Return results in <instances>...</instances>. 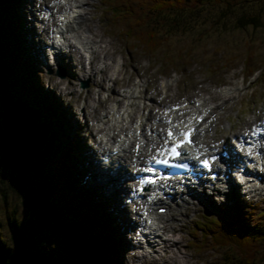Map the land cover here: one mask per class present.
<instances>
[{"label": "rangeland", "instance_id": "rangeland-1", "mask_svg": "<svg viewBox=\"0 0 264 264\" xmlns=\"http://www.w3.org/2000/svg\"><path fill=\"white\" fill-rule=\"evenodd\" d=\"M99 2V0H85L84 6L86 7L82 10L86 11V16H84L86 20L78 24L76 30V35L80 34L86 40V45L91 46L92 49L98 48L96 58H91L93 54L90 56L91 61L95 62L94 68L98 73L91 74L86 68V64L82 63V59L76 60L78 54L75 51L70 52L71 59L69 55H66L64 60L60 56L55 60H47L44 55L47 64L43 61L46 66H41V68L37 67L36 62L38 52L30 49L28 53L34 60V70L35 73H38L37 77L42 78V88L54 90L52 95L55 98L56 96L59 97L58 102L62 111L59 110L58 105L51 108L56 113L62 127H66V136L68 139L71 137L75 139L78 136L83 142L81 148L76 152L78 158L82 160L81 156H87L93 162V165H83L76 159L77 164L74 165L76 178L73 179L72 187L74 189L70 192V196L78 195L85 200L84 196L89 195L86 200L89 202L87 203L90 209L88 213L99 210L100 213L111 217V212L102 202V192L96 189L100 186L99 183L104 181L103 177L99 179L98 175L109 168L95 166L94 161L99 157L98 149H101V146L106 142L103 139L102 144L99 142L100 146L96 145L98 131L96 127L103 123L104 127L111 131V135L113 134L111 128H114V126L109 127L113 121L107 120V113L112 104L109 102L103 104L102 100L108 95V99L116 101L121 97L118 93L128 95L127 88L136 84L142 88V85L145 87V95L150 97L148 103L151 112L149 113H156L155 117L160 113L159 118H161V109L166 104L179 103L183 98L189 97L192 99L194 97L203 98L204 105L213 103L215 108L213 109L214 119L204 138L199 141V147L206 149L210 145L219 148L221 144L231 147L230 137L243 133L254 120L264 116V25L262 24V27L257 28V30L246 28L245 31L241 32L218 33L219 36L217 37H214L217 32L214 27L194 30V33L187 32L181 37H170L163 42L158 52L152 57L143 55L139 49L133 51L125 48V44H127L125 34L119 33L116 27L111 26L110 20L106 17L107 15ZM235 2L243 3L244 8H247L245 0H235ZM253 8L255 9L254 6ZM99 10H103L100 16ZM259 19L264 23V0ZM31 33L36 34L34 30H31ZM181 51L186 52V54ZM247 52L253 53L250 59L246 58ZM165 57L170 58V64ZM178 57L181 58L178 59ZM11 60L14 65L13 56ZM72 61H75L74 66ZM246 61H251L254 67H258V70L248 74V69H242ZM81 63L84 66L81 67ZM38 65H42V63ZM106 65L107 67H105ZM260 71L262 72L261 75L259 74ZM18 74L20 76L12 81V92L16 93L17 87L20 86V94L25 97L27 91L23 87L26 86V83L19 85L16 81L26 77L27 72H19ZM164 83L166 86L162 87ZM82 84H85V87H82ZM122 90H125L124 93H121ZM162 90H166L168 93L165 94L164 98L159 97ZM52 110L49 107L46 108V117L51 115ZM129 117H133L132 114H129ZM155 117L150 116L148 118L144 130L145 136H149V125L151 127L157 125L158 130L162 133L163 125L158 126ZM67 120L71 123V128H68L67 124L65 125ZM105 120L106 123H104ZM132 124L133 120H129V118L123 122V125L129 127L130 131H132ZM123 125L122 127L125 129ZM115 128L120 130L118 125ZM74 130L76 135L73 133ZM108 130L103 133L104 136L110 134ZM134 143L131 144L134 145ZM131 144L127 149L130 150V153L134 151ZM90 145L94 150L91 157ZM146 151L148 150L145 149L143 153ZM96 153L97 155H95ZM133 154L135 155L136 152L134 151ZM61 155L62 149L58 152V157ZM126 155L128 156V152ZM141 158L140 153L134 156L133 161L138 162ZM115 161L117 168L122 167L118 168L121 171L118 183H121L122 187L129 186L132 173L131 167L127 166L125 169L126 163L129 162L128 158L125 159L122 155ZM66 162L73 164V160L67 161L66 159ZM2 168L0 167V247L5 256V263L13 264L12 260L14 259V247L9 232L11 224L22 235L31 231L34 248L53 257L52 261L58 264H97L95 259L83 255L81 250L65 237L61 229L43 232L39 225H29V213L20 204L18 193L11 186V177L5 169L6 167ZM52 168V165L49 166L48 171ZM235 186L233 183L232 191H215L207 194V197L203 196V193L198 194L196 197L180 202L178 206L171 208L167 213L158 215V220L165 228V232L161 236L162 239H165L163 240L165 243L158 239L157 243L160 242L163 248L152 246L150 252L139 251L138 249L136 251V247L132 245V248L127 249L130 243L125 242L127 234H123L122 247L118 246L119 249L117 248L113 254L106 251L111 257L116 256L115 262L112 259L113 263L111 260L109 263L222 264L221 251L210 248L206 243L200 244L198 247L196 244L199 242V238L194 237L189 231L197 217L210 213L212 211L211 206H217L224 202L233 205L238 203L237 200H240L239 203L246 206L243 208L244 212L248 214L250 219H254V213L264 207V184L245 194L237 191ZM119 190L122 192L121 189ZM94 193L96 196H93ZM115 195H117L116 192L107 200L115 198ZM72 202L76 204L74 199ZM118 203L124 204L123 202ZM66 204L67 201L62 207L61 202L60 214H62V209L68 206ZM250 207L251 211L249 210ZM79 209L81 208L77 207L70 211L68 208L69 214L64 211L63 214L77 217L76 214H78ZM123 209L125 211V207ZM116 215L119 216L120 213L117 212ZM129 215L133 216L131 212ZM117 226L119 227L118 222L115 223L114 229ZM114 234H116L115 230ZM131 241L133 244V239ZM147 253L151 256L150 258H156H153L152 261L150 258L147 260Z\"/></svg>", "mask_w": 264, "mask_h": 264}, {"label": "trees", "instance_id": "trees-1", "mask_svg": "<svg viewBox=\"0 0 264 264\" xmlns=\"http://www.w3.org/2000/svg\"><path fill=\"white\" fill-rule=\"evenodd\" d=\"M238 2L105 0L106 6L118 16L116 27L118 24L122 27L120 32L125 34L126 48L139 49L146 55L158 52L170 37H181L194 30L214 27L217 31L214 37H217L218 33L241 32L246 28L257 30L264 25L259 19L263 0H245L247 8ZM8 9V5L0 0V167H6L10 174L11 186L29 213V225L37 224L43 232L61 229L87 258L95 259L97 264H110L112 259L115 262L116 256L113 258L106 253L113 254L117 250L112 221L98 210L88 213V195L84 196L85 200L78 195L70 196L76 178V160L73 164L66 162L67 150L73 143L69 142L67 131L56 113L46 117L45 108L54 105L40 92L31 95L26 92L28 96L24 97L20 94V86L16 93L12 92V81L20 76L19 72H25L20 52H16L17 41L11 35L14 27L17 29L19 11L16 9L10 15ZM12 55L20 61L15 66ZM252 55L247 52L246 58L250 59ZM242 69H248V74H252L258 67L246 61ZM23 79L16 82L19 85L26 83V78ZM31 81H34L32 76L27 78L25 91L33 87ZM60 149L62 158L58 157ZM71 157L73 160V154ZM51 165L53 168L48 171ZM66 201L68 206L62 210L68 213V208L71 211L79 207L77 217L65 215L63 211L60 214V204L62 202L63 207ZM211 207L210 213L194 220L191 233L199 238L196 245L206 243L221 251L222 264H264V207L254 213V219H250L243 210L246 206L239 202L235 206L224 203ZM9 232L14 247L13 264H58L52 261L53 257L34 248L31 231L22 235L10 224ZM4 258L0 247V264H6Z\"/></svg>", "mask_w": 264, "mask_h": 264}, {"label": "snow or ice", "instance_id": "snow-or-ice-1", "mask_svg": "<svg viewBox=\"0 0 264 264\" xmlns=\"http://www.w3.org/2000/svg\"><path fill=\"white\" fill-rule=\"evenodd\" d=\"M179 107V106H178ZM186 107V105H185ZM165 116H167V112L164 113ZM181 116L184 115V113H180ZM198 118L196 116H192L188 119L187 123L185 121L179 120L176 123L172 122L171 117H168L167 124L169 127L167 129H162V131H166L167 137L164 139V144L161 146V148L157 149V154L152 156L149 160V163L151 164L154 162L155 164H169V159L167 157H174L178 158L182 155V149H185L188 145L193 143V140L191 139V136H193L198 129H196L193 126V121H196ZM176 129H180L179 131H175ZM255 135V131L253 132ZM171 141V146H169V142ZM139 147V146H138ZM199 153L195 157L196 159H199ZM164 157V158H160ZM201 164L205 167H209V161L203 160L201 161ZM177 167L187 168V164H180L176 165ZM148 172L154 171L152 167H148L145 169ZM143 182H151L155 183V180L151 181H143Z\"/></svg>", "mask_w": 264, "mask_h": 264}, {"label": "bare ground", "instance_id": "bare-ground-1", "mask_svg": "<svg viewBox=\"0 0 264 264\" xmlns=\"http://www.w3.org/2000/svg\"><path fill=\"white\" fill-rule=\"evenodd\" d=\"M12 1V3L14 2V0H11ZM47 8H49L48 6H47ZM14 8H13V6H12V10H13ZM64 13V11H62L60 14H63ZM67 17V16H66ZM76 19H79V21L81 22L82 21V17L81 16H75V17H73V20H76ZM73 20L71 21V22H67V23H65V24H63L65 27H67V28H70V26H71V23L73 22ZM90 50V55H88V57H87V59H88V61H89V58H90V56H91V53L93 54L91 57H92V59H95L96 58V56L98 55V53H97V50H98V48L97 49H95V51H93L92 49H91V46H89V49H88V47H87V45L85 46V48H83L81 51H83L84 53H86V54H88V51ZM77 53V52H76ZM78 59H80V56L78 55V57L76 58V60H78ZM17 62H19L18 60H17ZM89 65L87 66V68H88V70L91 72V74L92 73H98L97 72V70L94 68L95 67V62L94 61H89V63H88ZM72 65L74 66L75 65V61H72ZM82 66H84L83 64L81 65V67ZM72 67V66H71ZM105 67H107V65L105 66ZM76 71H78V70H76ZM89 71H88V75L90 74L89 73ZM102 71V70H101ZM134 91V90H133ZM137 93H138V95H140V94H142V91L141 90H138L137 91ZM130 94H132V93H130ZM135 96H133V95H131V96H129V97H127L129 100L131 99H133ZM150 99V98H149ZM132 106V105H131ZM179 112H182V111H179ZM178 113V112H177ZM176 112H175V114H177ZM128 115V114H127ZM173 115V113L171 114V116ZM147 116H152V114L151 113H149L148 112V114H147ZM187 116H189V114L187 113ZM118 117H120V115H118ZM122 118V117H121ZM121 118H120V120H121ZM160 119H162V118H160ZM119 128H120V130H117V131H123V127H122V125L121 126H119ZM157 136H158V140H160V138H163V136L161 135H159V133H157ZM125 138H127V135H125L124 136ZM118 141H120V139L118 140ZM163 141V140H162ZM162 141L160 142V144L162 143ZM136 142V141H135ZM155 142V140H153V139H150L149 141H148V144H147V148H146V150H148L150 153H152V151H153V149L154 148H152V144ZM157 146V145H156ZM155 146V147H156ZM115 147L119 150V152L120 151H122L123 153L122 154H119L118 155V158H120L122 155H123V158H125V159H127L128 158V165H130V162L133 164H138L137 162H135V161H133V159H134V156L135 155H138V154H133L134 152H132V153H130V150H126V148H125V146L123 145V143L121 142L120 144H118V143H116L115 144ZM127 152H128V156L126 155L127 154ZM130 154V155H129ZM140 154V153H139ZM146 153H143V154H141V157L142 158H144V157H146ZM138 157V156H137ZM141 158V159H142ZM138 160V159H137ZM118 176H119V173H115L114 174V180H116L117 178H118ZM103 180L106 182V183H109V181H108V179H107V177H104L103 178ZM220 187H221V183H217V184H214L213 185V187L211 188V189H209V190H207L205 193H203L202 195L203 196H205V197H207V194L208 193H210L211 192V190H216V191H218L219 189H220ZM128 191H129V187H125V193H128ZM229 191H232V189H229ZM124 208V207H123ZM122 208V211H123V214H124V209ZM146 208H148V207H146ZM152 216L154 217V213H152ZM115 217H118L120 220H124V218H123V215L120 213V215L119 216H117L116 215V213H115ZM125 218H126V216H125ZM161 234H163V232H161ZM131 239H133V238H131V237H127V239H125V242L126 243H130V246L127 248V249H130V248H132V245L133 246H135L136 247V251H137V249L139 250V251H142V250H144V251H147V252H150V250H151V248H152V246L154 247V246H157L158 248H163V246H161L160 245V242L159 243H157V242H153L152 244L151 243H148L147 245H144V247H145V249H143L142 248V244L139 242V241H133V244H132V241H131ZM135 240V239H134ZM158 240H160V241H163V240H165V239H162L161 237H158ZM147 241V240H146ZM163 243H165V241H163ZM129 245V244H128ZM163 245V244H162ZM165 246H166V244H165ZM119 249V248H118ZM153 258H156V257H152V258H150L151 259V261H152V259ZM177 263V262H176ZM175 263V264H176Z\"/></svg>", "mask_w": 264, "mask_h": 264}, {"label": "water", "instance_id": "water-1", "mask_svg": "<svg viewBox=\"0 0 264 264\" xmlns=\"http://www.w3.org/2000/svg\"><path fill=\"white\" fill-rule=\"evenodd\" d=\"M84 86V85H83Z\"/></svg>", "mask_w": 264, "mask_h": 264}]
</instances>
